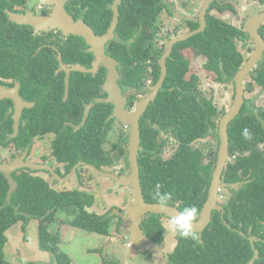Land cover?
<instances>
[{
    "label": "trees",
    "instance_id": "trees-1",
    "mask_svg": "<svg viewBox=\"0 0 264 264\" xmlns=\"http://www.w3.org/2000/svg\"><path fill=\"white\" fill-rule=\"evenodd\" d=\"M107 1L108 4L113 2L106 0L104 3ZM101 2L74 0L75 7L88 9L85 20L97 36L107 33L112 17L105 10L107 3ZM165 8L162 0H121L115 32L118 39L115 37L109 42L106 50L120 63L119 85L124 94L130 93L129 110L134 109L140 96H145L148 80H152L153 85L159 81V60L163 49L152 50L154 47L150 46L157 38L158 18ZM4 9L5 1L0 0V76L11 78L20 73L19 67H24L23 83L38 81L45 93L36 108L25 111L27 125L21 129V136L28 142L29 137L63 130L61 136H67L68 140L59 141L58 158L69 162L68 171L77 164L81 153L98 169L112 168L118 160L127 158V149L123 147L116 156L105 148L114 123L110 119L111 105H94L85 126L78 133H74L71 126L65 130V123L75 127L81 125L86 116L85 108L93 100L107 97L103 89L106 70L101 68L96 77L73 72L70 96L64 103V75L53 77V71L45 69V66L58 64L56 57L46 48L37 52L40 45L32 38V29L25 30L26 27L11 24ZM207 24L205 32L174 47L167 61L166 81L140 121V148L144 152L139 153L138 163L145 201L177 206L193 221L199 219L208 199L220 144L217 129L226 112L200 91L198 75L189 76L191 62L184 51L191 49L195 58H204V70L214 74L217 83L233 86L232 102L234 78L244 64L238 41L248 40L245 29L215 16H208ZM148 27L153 30L151 35L144 34ZM197 27V24H191L192 29ZM260 33L264 38V26ZM58 48L63 63L92 68L94 55L88 51L89 47L82 38L71 37L64 45L59 43ZM23 53L27 58L22 56ZM148 62L152 64L148 66ZM249 80L245 83L246 93H253L256 87L264 91V56ZM52 81L57 84L53 90L57 95L55 92L48 95L44 89ZM210 136H213V143L195 147ZM229 140L230 160L223 178L226 184L242 185L238 191L228 189L221 192L220 196L225 200L224 214L213 212L212 221L202 238L179 229L176 245L169 254V264H249L255 250L259 252V259L254 264H264V110L246 100L241 113L230 125ZM124 142L128 140L124 139ZM171 144H174V152L167 160L163 159L164 147ZM14 178L18 189L8 202L9 184L0 174V264H10L4 256L8 243L6 233L20 222L27 223L29 218L41 220L42 246L56 252L66 263L70 262L68 257L47 244L59 240V235H51L49 231L59 211L71 209L76 213L70 223L75 229L110 235L112 219L108 214L99 216L90 212L95 204L93 195L78 190L58 192L27 171ZM165 220L163 216L151 215L142 224L144 233L159 245L166 242L170 233ZM251 239H254L253 245Z\"/></svg>",
    "mask_w": 264,
    "mask_h": 264
},
{
    "label": "flooded vegetation",
    "instance_id": "flooded-vegetation-1",
    "mask_svg": "<svg viewBox=\"0 0 264 264\" xmlns=\"http://www.w3.org/2000/svg\"><path fill=\"white\" fill-rule=\"evenodd\" d=\"M4 1H5V9H4L5 15L7 16L8 21L11 24H15V25H18V24H16L15 22L10 20V14L17 15V16H23V17L31 16V17H35V18H50L55 13V8H56V5H50L48 0H4ZM65 1H66L65 10H66L67 14L69 16H71L75 21L82 20L87 25H89V23L85 20V16H86L85 11L88 12V9L83 8V6L82 7H75L77 5L74 4V0H65ZM105 1L106 0H102V2H101V0H100L101 4H103ZM116 1L117 0H113V2L111 4H108V1L106 2L107 6H106L105 10L109 11L107 13L108 15H109V13L112 14L111 24H112L113 18L115 16L114 6H115ZM162 1L166 5L167 8H165L164 11L159 15L158 22H157V27H158L157 28L158 29L157 38H156L155 42H153V43L151 42L150 47H152V48L154 47V49L151 48L152 50L163 49V53H162V56H163L164 53L166 52L168 41H171L175 38H178L184 34H188V33L197 31L201 27L200 14H201V9H202L201 6L202 5L200 4L198 12L195 14V13H190L193 11L192 4H191L190 0H183L184 2H182V5H181L182 7L180 8V10L179 9L177 10L176 8H174V6L169 1L168 2H167V0H162ZM243 1H244L246 10H249L251 8H255V9H257V11L255 13L249 14L250 16H248V18L244 19L241 25L231 24L230 22L223 20L220 17V15H222L225 12L235 10L236 7L234 6V4L238 3L239 5H241L242 0H226L222 4L219 3L220 0H215L207 12L206 21H207L208 16H215V17L221 19L223 22L231 24V25L238 27V28H241V29H245L247 32V23L249 22V20L258 16L259 14L264 13V0H243ZM106 3H104V4H106ZM120 6H121V3L117 6L118 11H119ZM165 13H166V15H169L170 17L168 19L167 18L165 19L164 25L167 26V24L172 20L178 21L181 23V30L184 32H181L180 30L177 31V29H175V28L172 30L169 28V26H167L166 27L167 31L164 32L162 38H160V34H161L160 31L162 29V28H160V24H161V21H162ZM119 14H120V12H119ZM177 14H179L181 17L178 18ZM189 17L191 18L190 20H188ZM191 24H194V25L197 24L198 27L195 29H192ZM18 26L26 27V28H24L25 30H27L29 28L32 29L33 33L31 34V36L34 39V41H36V43H39V45H40L37 52L41 51L43 48H46L49 50L50 54L53 53L54 57H56L58 64L57 65L54 64L53 66L52 65L45 66V69L47 67L48 70H52L54 73L53 77L64 75V90L62 93V95H63L62 100L64 103H66L68 100L65 102L64 99H65V92H66L65 79H66L67 75H66L64 67L69 68L71 65L65 64L62 62L63 65L61 66L59 58H60L62 53H61L60 49L58 48V46H59V43L61 46L64 45L72 36L67 37L63 32L56 30V29H54V30L49 29L48 31L44 32V31H38V30L32 28L31 26H26V25H18ZM263 26L264 25H262L261 28ZM261 28H260V30H261ZM206 29H207V27H206ZM108 30H107V32H108ZM146 30L150 31L149 35H151V33L153 32V30L149 27L146 28ZM260 30H259V32H260ZM199 34H201V33H199ZM199 34H196V35H199ZM115 37L118 39L117 34L115 35ZM159 38L162 39V46H160V47L157 46ZM247 39L248 40L246 42H241V41H238V42L242 43V46L248 48V50L250 52V54H249V57H250V55L254 49V45H253V43H250L251 39H250L248 33H247ZM88 51H89V49H88ZM173 51H174V48H173ZM184 53L189 54V53H193V51L191 49H189V50L184 51ZM172 54H173V52H172ZM22 56L27 58L25 53H23ZM263 56H264V53H263ZM263 56H262V60H263ZM249 57H248V59H249ZM248 59H246V60L244 59V64L248 61ZM262 60L258 62L255 69L258 68V66L262 62ZM159 62H160V60H159ZM151 64H152L151 62H148L147 65L150 66ZM244 64H243V66H244ZM255 69H254V71H255ZM18 70L20 71V73L18 72V75H15V76L12 75L11 78H6V77L0 76V112H1L0 113V166L5 165V164L12 165L16 161H21L24 165L33 164L38 169L37 170H31V169H28L25 167L18 169L16 172H14L12 174V177L14 180H15V178H14L15 175H18L22 171H27V172H30L31 174H33L35 178H39V179L45 181L52 189H54L58 192H68L67 189L64 190L62 188H58L57 187L58 185H61V187H63L62 186L63 184L75 182V183H78V187H79L78 191L91 194V193H89L90 192V189L88 188L89 186L84 181V174H83L84 172L88 173L89 176L87 178L90 180V182H93L95 180L94 176H96L99 179L102 178L103 180H109L110 182H112L114 184V186H117V184L113 180V178L111 179V178L104 177L103 175H101V173H103V174L108 173V174H111V175H113L119 179L130 175V173H131L130 172L131 171L130 170V164L128 167V163H129V160H128L129 159L128 142L127 143L124 142V139L128 140V132H127V129L120 122H118L116 120H114V122H116L120 127H122V129L118 130V134H117L118 139H117V144H115L113 146V150H114L113 155L116 156L119 153V148L123 147L124 149H127V158H122V159L118 160L116 165L112 168L98 169L95 163L87 162L85 155H83L81 153L79 156V161L77 162V164L75 166H73L70 171H68L69 162L60 161V159L58 158V150H59L58 148H60V146H57V145H58L59 141L61 139H67L68 140L67 136H65L64 138H63V136H61V132L63 130H61V132H59V133L56 131H48V132H46L44 134H40L36 137H29V141L27 142L26 138L21 136V129L24 130L25 126L27 125V120L25 119V111L26 110H33L34 108H36L37 103L40 102L41 98L45 96V93L43 91L42 84L38 83V81H31L29 79L30 81H28V83H23V81L25 79V74L23 73L24 67H19ZM149 70L151 71V68H149ZM71 76H72V74H71ZM51 77H52V75H51ZM146 83H147V85L145 87V91H147V92L145 95L149 94L150 87H153L157 84L156 83L155 85H153L152 80H148ZM54 85L57 86L56 82H53V81L50 83H47L45 85L44 89L47 91L48 95L52 94L53 92H55V94L57 95L56 90L53 91L54 87H56ZM56 89H58V88H56ZM9 93L11 96H14L16 93H18L17 97L21 101H23V103L25 104L24 108L22 109V115H21L20 120H19L18 132H16V130H15V123L16 122H15V118H14L15 117L16 104H15V101L11 98V96L8 95ZM129 95H130V93H128V92L125 93V97H127V99H128ZM245 95H246V92H245ZM69 96H70V92H69ZM142 97L143 96H140V98H142ZM68 99H69V97H68ZM245 100H246V98H245ZM1 110H3V111H1ZM68 126L73 127L74 133H78L82 129L81 128V129L77 130L76 128L79 126L75 127L71 123H65V130H67L66 128ZM123 134H125L126 136L123 137L124 136ZM210 137L213 138V136H210ZM210 137H208V138H210ZM173 145L174 144L166 145V147H164L162 154H161L163 159L167 160L172 155V153L174 152L173 151L174 150ZM82 152L85 153L86 150H84ZM143 152L140 150L139 153H143ZM120 162H124L125 168H127L130 173H125L124 172L125 168H124V170H120L119 172L115 171V167ZM77 166H78V169L75 171L73 176L67 182H62L61 180L56 179L55 176L53 175V172H55L61 179H66L72 173L74 168ZM90 166L95 168L98 171V173H96L94 170H92V168H90ZM92 172L93 173L95 172L94 175ZM0 174H2V173H0ZM97 185H99L100 189L102 188V186H100L102 184L98 183V181H96V183L92 184L93 187L97 186ZM86 186H88V187H86ZM126 187L127 186L121 185L119 190L122 188H126ZM17 189H18V187H17ZM91 195H93V194H91ZM7 196H8V194H7ZM93 196L95 197V204H96V195H93ZM95 204L90 209V212H92V210L94 209ZM116 210L123 213V214L126 213V211H123L122 209H120V206H117V208H111V211L109 213H107L109 219L113 220L116 217H118L116 214L113 217H111L113 212ZM67 212H68V210H67ZM92 213H95V212H92ZM95 214H97L99 216H105L106 215V214H100L97 212ZM29 219H36V218H29ZM116 219H118L117 220V222H118L117 227L118 228H116V231L118 233V231H120L119 227H120V225H122V220L119 217ZM164 219H166V218H164ZM36 220L39 221V231H38L39 247H38V249H37V247L29 246V244L31 242L29 241L28 237L26 236V231L28 228H25V226L27 225L28 222L27 223L20 222L19 224H20V226H22V228H20L19 233H22V235H23L22 244L27 246L26 247L27 251L24 253L21 250V248H19V247L17 249L14 248L12 251H10V255H9V258L11 259V263L6 260V257H5V260L7 262H9L10 264H74L71 257H69V255H67L62 250V248H64L66 246V244L63 242V233H64L65 228L53 227V224H55L57 222L55 220L54 223L51 225V228H49V231H50L51 235H59V240L57 242H47V244H49L50 247L57 248V250L60 251L63 255L67 256L69 261H70L69 263H66L65 259L62 258L61 256H58V254L56 252H54L53 250L46 249L45 246H42L41 235H40L41 220L40 219H36ZM167 220H169V219H167ZM173 223L175 226L176 223L175 222H173ZM16 226H18V224ZM55 226H56V224H55ZM61 227H63V226H61ZM76 230H78V229H76ZM127 233H128V231H127ZM128 234H127V237H129ZM6 236H7V233H6ZM106 237H108L109 240L113 241V237H111V235L106 236ZM163 244H165V243H163ZM126 246H127V248H132L134 246V244L132 242H128ZM5 248H6V246H5ZM100 252L102 253L101 264H120L118 262L117 258L115 257V255L107 256L104 254L103 250ZM4 256H5V253H4ZM147 256H149V255H147ZM149 258H150V256H149Z\"/></svg>",
    "mask_w": 264,
    "mask_h": 264
},
{
    "label": "water",
    "instance_id": "water-1",
    "mask_svg": "<svg viewBox=\"0 0 264 264\" xmlns=\"http://www.w3.org/2000/svg\"><path fill=\"white\" fill-rule=\"evenodd\" d=\"M50 5H56L55 13L50 18H35V17H23L10 14V20L18 25L31 26L38 31H48L49 29H56L63 32L67 37H79L82 38L86 45L89 47V52L94 55V62L91 69H86L81 65H71L69 68L64 67L66 72V102L70 92V77L73 72L82 74H92L94 77L98 74L101 68L106 70V80L103 86L104 91L107 93L106 98H98L91 102L86 107L85 118L82 124L76 129H81L85 126L87 117L90 115L91 108L96 104H106L113 106V113L110 119L120 122L128 132V152H129V164L130 175L121 179L111 175L103 174L104 177L113 178L116 182L118 189L121 185L132 187L134 189V200L131 208L125 213L114 211L111 217L115 214L122 220V229L127 230L129 233V239L134 246L141 252L147 254L151 258V264H169V255L165 253L164 244H157L150 239L142 228L143 220L149 218L151 215L163 216L176 223L178 229L186 230L193 234H198L200 238L204 231L208 228L212 221L213 212H221L224 214L225 200L221 199L220 194L223 190H236L238 191L242 183L226 184L223 178L225 169L230 160V140H229V128L231 123L241 113L243 106L245 105V83L251 77L252 72L257 66L258 62L262 60L264 53V39L259 30L264 25V13L252 18L247 23V33L251 39L250 43H253L254 49L241 70L236 74L234 78L235 95L231 102L229 109L224 116L220 119L217 129L220 144L217 154L216 166L213 172L210 189L208 193V199L205 203L200 217L197 221L191 220L187 215L182 213L177 206H171L166 204H149L145 201L143 190L140 181L139 170V152L141 150V135H140V121L144 114L147 112L151 103H153L158 97L168 74L167 61L170 58L173 48L176 44L182 43L195 36L196 34L203 33L207 27L206 15L215 0H205L202 5L200 20L201 27L194 32L184 34L178 38H175L167 42V49L162 58L160 59V78L157 84L150 87L149 94L146 97L141 98L135 105L133 110L128 109V99L125 97L124 91L121 89L119 82L121 75L119 72L120 63L107 54L106 47L109 42L115 39V32L119 22V11L117 6L121 3V0H117L114 6L115 16L108 32L103 36H97L93 29L88 26L84 21H75L69 16L65 10V0H48ZM178 18L181 16L177 14ZM191 18L189 17L188 20ZM61 66L62 57L59 58ZM8 95L15 101V130L18 132L19 120L22 115V109L25 104L17 97ZM28 168L31 170H37L38 168L33 164L24 165L21 161H16L12 165L0 166V173H2L9 183V191L7 201L10 202L12 195L16 192L18 184L13 179L12 174L21 168ZM96 173L98 171L90 166ZM78 169V166L74 168L72 173L66 179H61L55 172L53 175L56 179L62 182H67ZM251 244H254V239H251ZM259 259V252L255 250L254 258L249 264H254Z\"/></svg>",
    "mask_w": 264,
    "mask_h": 264
},
{
    "label": "rangeland",
    "instance_id": "rangeland-1",
    "mask_svg": "<svg viewBox=\"0 0 264 264\" xmlns=\"http://www.w3.org/2000/svg\"><path fill=\"white\" fill-rule=\"evenodd\" d=\"M170 2L174 8L177 10L182 7L183 0H167ZM192 4L193 11L190 13H197L200 4L203 5L205 0H190ZM226 0H220V4L224 3ZM199 4V5H198ZM234 6L236 7L235 10L228 11L220 15V17L230 22L231 24L241 25L243 20L250 16L249 14L255 13L257 9L251 8L246 10L244 1L242 0L241 5L235 3ZM202 7V6H201ZM169 15L166 13L163 16V19L160 24V38H162L164 32L167 31L166 27L169 26L170 29H177V31H181V23L175 20L170 21L167 26L165 24V19L169 18ZM150 31H144L145 35H149ZM158 39L157 46H162V39ZM238 47L240 51L244 55V59H248L249 57V50L247 47L242 46V43L238 42ZM193 53L187 54L188 58L191 62V68L189 72V76L191 75H198L200 77L199 88L200 91L207 97L214 100L216 105L225 110V112L230 107V102L233 97V90L231 86H225L217 83L216 77L214 74L208 73L204 70L203 66L206 62L204 58H195ZM251 81V80H249ZM146 97V95L144 96ZM143 98V97H142ZM245 98L247 101H253V104L257 108H261L264 110V91L261 88L256 87L253 93H246ZM141 99V98H140ZM122 129L116 122L113 123L112 131L108 135L107 143L105 145L106 150L113 154V146L117 144V134L118 130ZM213 138H208L204 141H201L195 145L197 148H202L207 143H213ZM174 149V147H173ZM125 164L124 162H120L115 167V171L119 172L120 170H124ZM125 173H130L127 168H125ZM93 173V172H92ZM95 173V172H94ZM93 173V175H94ZM84 181L89 186H86L90 189L91 194L96 195V204L92 212H97L100 214H107L111 211V208H117L120 206V209L123 211H128L134 200V189L132 187H126L122 189H118V186H114L112 182L109 180H103L102 178L95 177V180L98 183L102 184V188H99V185L92 186V184L96 183L94 180L90 182L87 178L89 175L87 172H84ZM54 186V185H53ZM58 185V188L67 189L68 191H75L79 190L78 183L70 182L62 185ZM56 187V188H57ZM91 187V188H90ZM55 188V189H56ZM57 188V189H58ZM87 189V188H86ZM59 190V189H58ZM61 190V189H60ZM226 197H228L226 195ZM125 202V203H124ZM76 217V213L69 209L68 212L65 210H61L57 213L56 216V226L53 224V227L56 228H65L63 233V242L66 244L62 250L71 257L74 264H101L102 260V253L100 251H104V254L107 256L115 255L118 262L120 264H150V258L147 254L139 251L135 246L132 248H127V243L131 242L129 237H127V230L122 229V225H120V231H116L118 222L116 218L112 220L110 226V235L113 237V241L109 240L106 236H101L96 233H90L84 230H76L71 226V221ZM165 225L167 230L170 232L167 236L166 242L164 244V250L167 255L173 252V249L176 245V237L177 231L179 230L178 227L170 220H165ZM63 226V227H61ZM20 224L11 228L7 232L8 243L5 248V257L6 260L11 263V259L9 258L10 251L14 248H21V250L25 253L27 251L26 245L22 244V233H19ZM25 228H28L26 231V236L28 237L29 241L31 242L29 246L31 247H39V239H38V231H39V221L36 219H29ZM51 228V226H50ZM129 235V234H128Z\"/></svg>",
    "mask_w": 264,
    "mask_h": 264
},
{
    "label": "built area",
    "instance_id": "built-area-1",
    "mask_svg": "<svg viewBox=\"0 0 264 264\" xmlns=\"http://www.w3.org/2000/svg\"><path fill=\"white\" fill-rule=\"evenodd\" d=\"M221 197V199H223V197L222 196H220Z\"/></svg>",
    "mask_w": 264,
    "mask_h": 264
},
{
    "label": "crops",
    "instance_id": "crops-1",
    "mask_svg": "<svg viewBox=\"0 0 264 264\" xmlns=\"http://www.w3.org/2000/svg\"><path fill=\"white\" fill-rule=\"evenodd\" d=\"M150 262H151V259H150Z\"/></svg>",
    "mask_w": 264,
    "mask_h": 264
}]
</instances>
